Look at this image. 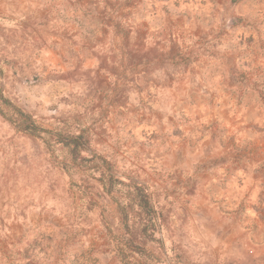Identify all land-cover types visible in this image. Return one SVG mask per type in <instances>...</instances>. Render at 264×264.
I'll use <instances>...</instances> for the list:
<instances>
[{
  "label": "rangeland",
  "instance_id": "1",
  "mask_svg": "<svg viewBox=\"0 0 264 264\" xmlns=\"http://www.w3.org/2000/svg\"><path fill=\"white\" fill-rule=\"evenodd\" d=\"M0 264H264V0H0Z\"/></svg>",
  "mask_w": 264,
  "mask_h": 264
},
{
  "label": "trees",
  "instance_id": "2",
  "mask_svg": "<svg viewBox=\"0 0 264 264\" xmlns=\"http://www.w3.org/2000/svg\"><path fill=\"white\" fill-rule=\"evenodd\" d=\"M25 128H26V129H29V130H35V129H36L32 122L27 123V124L25 125ZM68 141H69L71 144H73L74 147L79 146V140H78V138H73V137H72V138H70ZM140 192H142V194H143L142 197H143V198H146V193L143 192V191H141V190H140ZM147 205H148V204H147Z\"/></svg>",
  "mask_w": 264,
  "mask_h": 264
}]
</instances>
